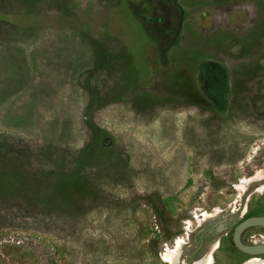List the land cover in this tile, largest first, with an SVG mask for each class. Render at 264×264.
<instances>
[{"label":"rangeland","instance_id":"obj_1","mask_svg":"<svg viewBox=\"0 0 264 264\" xmlns=\"http://www.w3.org/2000/svg\"><path fill=\"white\" fill-rule=\"evenodd\" d=\"M251 216L264 0H0V264H245Z\"/></svg>","mask_w":264,"mask_h":264},{"label":"water","instance_id":"obj_2","mask_svg":"<svg viewBox=\"0 0 264 264\" xmlns=\"http://www.w3.org/2000/svg\"><path fill=\"white\" fill-rule=\"evenodd\" d=\"M222 226L220 225L219 228ZM253 227L264 228V216H251L238 223L233 229L232 242L239 251L245 254L251 255L253 257L264 255V242L251 245H246L241 242V233L244 230Z\"/></svg>","mask_w":264,"mask_h":264},{"label":"bare ground","instance_id":"obj_3","mask_svg":"<svg viewBox=\"0 0 264 264\" xmlns=\"http://www.w3.org/2000/svg\"><path fill=\"white\" fill-rule=\"evenodd\" d=\"M178 245H176V248ZM217 247V242L215 241L210 246L207 247L204 253L200 255L197 260L193 264H211V252ZM167 252V251H166ZM166 255V253H165ZM166 258V257H165ZM262 264V261H258L255 259L248 260L245 264Z\"/></svg>","mask_w":264,"mask_h":264},{"label":"flooded vegetation","instance_id":"obj_4","mask_svg":"<svg viewBox=\"0 0 264 264\" xmlns=\"http://www.w3.org/2000/svg\"><path fill=\"white\" fill-rule=\"evenodd\" d=\"M247 230V229H246ZM246 230H244L242 233H241V235H240V238H241V236L244 234V232L246 231ZM233 233V232H232ZM258 237H262L261 235H253L251 238H258ZM259 243H261V242H259ZM255 244H257V243H255ZM262 256H264V255H262ZM253 259H255V260H258V261H262L263 263L262 264H264V260H262V259H260V258H256V257H254ZM257 264H259V263H257Z\"/></svg>","mask_w":264,"mask_h":264}]
</instances>
